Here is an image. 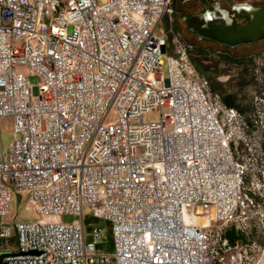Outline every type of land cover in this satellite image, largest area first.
<instances>
[{
    "label": "built area",
    "instance_id": "built-area-1",
    "mask_svg": "<svg viewBox=\"0 0 264 264\" xmlns=\"http://www.w3.org/2000/svg\"><path fill=\"white\" fill-rule=\"evenodd\" d=\"M190 1L0 0V119L14 117L16 137L5 153L0 132L8 264H253L262 254L250 231L264 229L260 137L213 99L194 45L165 29ZM14 193L38 216L77 219L3 222ZM201 209L211 215L199 221ZM89 216L109 224L111 252ZM231 227L244 237L234 246Z\"/></svg>",
    "mask_w": 264,
    "mask_h": 264
},
{
    "label": "flooded vegetation",
    "instance_id": "flooded-vegetation-1",
    "mask_svg": "<svg viewBox=\"0 0 264 264\" xmlns=\"http://www.w3.org/2000/svg\"><path fill=\"white\" fill-rule=\"evenodd\" d=\"M224 1L226 0H219L218 3L222 9L228 10L230 15L234 16V26L238 29L246 26L250 17L238 14L234 11L236 5L226 6ZM237 5L264 8V0H241ZM214 6L210 0H203L198 11L182 15V18L201 14L206 8L212 10ZM179 9L178 7L175 15ZM224 24L223 20H215L210 23V28H219ZM200 42L209 44V56H194L193 64L199 72L208 69V82L213 99L227 100L230 106L225 103L224 105L235 110L244 120L252 141L254 134L264 136V42L245 45L250 46L249 49L242 46L230 48L207 40ZM194 47L197 53L198 47ZM254 47L256 48L253 49Z\"/></svg>",
    "mask_w": 264,
    "mask_h": 264
},
{
    "label": "rangeland",
    "instance_id": "rangeland-1",
    "mask_svg": "<svg viewBox=\"0 0 264 264\" xmlns=\"http://www.w3.org/2000/svg\"><path fill=\"white\" fill-rule=\"evenodd\" d=\"M202 1L203 0H191L190 2L183 4L180 6L178 14L175 15L172 23H166L165 29L171 28L174 30L175 33H179L185 40L192 43L194 46L198 47L197 54H200L201 56L208 57L210 48L209 44H206L204 42H200L198 38L193 35L188 28L184 25L182 21V15H188L192 12L198 11L202 7ZM212 2V0H210ZM241 0H226L223 2L224 5H237ZM214 4V3H212ZM216 5V4H215ZM162 28L158 29V33ZM242 48H251L250 46H242ZM254 47L253 49H255ZM250 49V50H253ZM17 74H21L25 77H28L30 81L31 87H40L42 85L41 78L30 71V69L26 66H20L16 70ZM163 79H167L168 77V69L165 66L162 69ZM201 75L204 76L209 81V75H208V69L200 71ZM116 112H111L107 118V123L114 122L116 120ZM159 120V113H150L147 114L144 118V121L146 123L151 121H158ZM0 132H1V143L3 151L6 153L8 150L12 147L13 142L15 141V119L14 117H6L0 119ZM258 139L255 144H261L262 148H258V151L261 149L264 151V136L257 135ZM261 158V154L254 153V157L258 159ZM264 158V157H262ZM264 161V160H263ZM26 200V194L25 193H14L11 201L10 206V213L9 216H6L2 219L3 222H12L14 219L17 218L18 223L21 224H34L38 221H44V222H56L61 224H70L73 221L77 219V217L70 216V215H62L60 217L47 219L43 218L41 216H38L36 209L33 206H27V208H24L23 203ZM264 208V207H263ZM202 214L199 216H196L200 221H202L201 218H208L211 215V209L202 210ZM87 223H91L94 226H101L103 228L108 229V235H110L109 230V224L102 222V221H96L92 216L87 217ZM261 229H263L262 226L258 227L256 222H254L251 225L250 231L254 234H257L258 241L262 244L263 252L262 254L256 259V261L253 264H264V237L260 235ZM264 230V229H263ZM259 233V234H258ZM111 236V235H110ZM111 238V237H110ZM14 239V238H13ZM107 240V239H106ZM111 240V239H110ZM4 248L8 251H14L16 249V243L12 240H8L4 244Z\"/></svg>",
    "mask_w": 264,
    "mask_h": 264
},
{
    "label": "water",
    "instance_id": "water-1",
    "mask_svg": "<svg viewBox=\"0 0 264 264\" xmlns=\"http://www.w3.org/2000/svg\"><path fill=\"white\" fill-rule=\"evenodd\" d=\"M234 11L241 15H248L249 23L240 29L236 28L234 16H231L228 10L222 9L220 3H217L212 10L206 8L201 14L185 16L182 21L200 41H212L230 48L263 43L264 8L236 5ZM215 20H223L225 24L222 27L211 29L210 23ZM10 255L13 254H0V264H8L5 259Z\"/></svg>",
    "mask_w": 264,
    "mask_h": 264
},
{
    "label": "trees",
    "instance_id": "trees-1",
    "mask_svg": "<svg viewBox=\"0 0 264 264\" xmlns=\"http://www.w3.org/2000/svg\"><path fill=\"white\" fill-rule=\"evenodd\" d=\"M200 54L195 53L194 56H199ZM223 103L227 104L230 106V104L227 102V100H222ZM111 236L108 235L106 239L104 240V243L101 244L98 249L103 250L106 252H111L112 251V239L110 238ZM224 238L232 245L234 246L237 242L244 241V237L238 233L233 227L226 229L224 233ZM111 239V240H110ZM12 241L15 242V239H11ZM16 243V242H15Z\"/></svg>",
    "mask_w": 264,
    "mask_h": 264
},
{
    "label": "bare ground",
    "instance_id": "bare-ground-1",
    "mask_svg": "<svg viewBox=\"0 0 264 264\" xmlns=\"http://www.w3.org/2000/svg\"><path fill=\"white\" fill-rule=\"evenodd\" d=\"M199 220V219H198ZM200 221V220H199Z\"/></svg>",
    "mask_w": 264,
    "mask_h": 264
}]
</instances>
